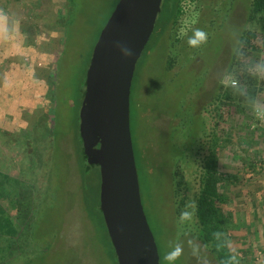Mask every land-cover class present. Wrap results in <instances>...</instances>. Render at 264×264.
<instances>
[{
    "label": "rangeland",
    "instance_id": "374dc122",
    "mask_svg": "<svg viewBox=\"0 0 264 264\" xmlns=\"http://www.w3.org/2000/svg\"><path fill=\"white\" fill-rule=\"evenodd\" d=\"M118 1L73 0L64 29V17L57 15L67 12L66 0H0L7 18L0 22V158L7 165L17 161L18 143L25 144L29 155L20 178L25 186L18 236L0 264H114L97 213L99 169L82 174L86 166L77 152V132L92 50ZM164 3L130 91L141 202L159 263L168 264L164 255L179 244L183 254L174 264H217L196 238L194 207L184 206L176 215L172 189V173L179 166L192 200L215 134L223 149L218 171L226 175L242 174V162L253 161L245 147L262 152L254 162L256 170L244 176L260 188L259 195L253 189L244 198L237 194L227 209L233 219L231 253L264 264V92L252 107L218 99L219 86L234 82L227 68L242 31L250 27L251 0H182L177 22L161 32ZM196 29L207 40L190 47L187 41ZM255 46L258 52L242 61L257 67L264 59L259 37ZM34 148L41 161L33 156ZM237 187L224 184L222 194L232 195ZM258 200H263L262 208L250 209ZM184 211L192 218L182 222Z\"/></svg>",
    "mask_w": 264,
    "mask_h": 264
},
{
    "label": "water",
    "instance_id": "95a60500",
    "mask_svg": "<svg viewBox=\"0 0 264 264\" xmlns=\"http://www.w3.org/2000/svg\"><path fill=\"white\" fill-rule=\"evenodd\" d=\"M162 1L117 2L93 47L79 109L83 154L87 165L99 169V210L117 264H160L141 202L130 132V91Z\"/></svg>",
    "mask_w": 264,
    "mask_h": 264
},
{
    "label": "trees",
    "instance_id": "16d2710c",
    "mask_svg": "<svg viewBox=\"0 0 264 264\" xmlns=\"http://www.w3.org/2000/svg\"><path fill=\"white\" fill-rule=\"evenodd\" d=\"M66 1L67 12L65 13V15L61 13L57 15L61 19L64 17V21H62L64 29L67 25L66 21L68 17V10L71 9L73 0ZM181 1L182 0H165L164 6L162 8L164 19L161 21V32H163L169 25L175 24L177 22V19L181 12ZM6 6H8L7 3ZM0 11L3 12L2 7H0ZM247 17L248 22L250 23V27L242 31L227 68V74L231 77V80L236 83V85L232 86L230 85V83L227 87H223V85H220L218 93V99H222L229 104H237L240 107H247V105L252 107L256 101L257 96L261 92H264V59L260 60L257 67L254 66V64H252L250 61H242L243 59L247 58L248 55H253L258 52V48L255 46V43H257L258 41V37L260 38L261 47L264 50V0H251ZM64 29L62 31L61 39L63 37ZM83 93L84 88L81 92V101L83 98ZM55 98H58L57 92H55ZM53 136L55 138L54 132ZM77 139L80 144V150L77 147V152L80 151L81 161L86 166L82 174H86L91 167L96 166L87 165L86 158L83 154L79 132H77ZM18 145L22 148L18 147L19 153H17V161L13 160L9 163V165H7L3 163V160L0 158V160H2V162L0 161L1 259L3 256H5V254L3 253L6 249L8 251L12 250L13 244L11 239H13L15 236H18L20 228V223L18 224L20 220L17 221V218L20 215L18 210L19 208H22L23 193L21 195V191L23 186H25L23 181H20V178L22 177L21 174L23 162L28 159L29 155L24 152V149H26L24 148L25 144L18 143ZM245 148H247L248 150L244 149V152L246 154L249 152L248 157L251 156L253 158V161H248L250 159H247L245 162H242L243 170L245 169V171H243L244 173H233L231 175L221 173L218 171V161L220 157L219 149H223L221 146H219L216 135L213 134L211 138V147L209 148V152L205 156V159L202 161L203 163L201 165V168L199 169L200 173L197 193L193 195V198L190 201L186 196V192L189 188L187 187V183L183 174L179 170V166H176L172 173V189L175 202V213L176 215H178L180 209L184 206H187V200L189 203L194 202V208L192 209V212L193 218L197 223L195 225L196 238L201 242V244H203L210 250L217 264H254L252 260L248 258H238L237 256L233 255L229 249L232 238L230 237V235H228V231L233 225V219L232 214L227 209L228 204H234V199L239 198L235 197L237 194H240V197L242 196L244 198V196H247L248 190L253 189V191L258 195V190H260V188H257L256 185H251L252 183H248L249 180L245 179L244 176H246V171L250 170L251 172L256 170L254 168V166L256 165L254 162L257 158H260V154H262V152L259 148L256 147H253V150L251 149V151H249L251 147L247 146ZM33 150V156H36V158L41 161V158H43L41 157V154L38 153L37 149L34 148ZM227 183H229L231 187H235L236 185H238L237 189H234L236 192H234L233 190L234 193L232 195L229 194L228 196L222 194V186ZM242 192H244L245 195L242 194ZM260 196L261 198L263 197L261 193ZM263 200L252 202L249 208L252 210L262 208ZM9 208L11 210H8L6 212V209ZM97 213L100 217L104 232L108 238L109 245L112 250L113 262L114 264H117L116 257L107 235L103 218L99 209ZM25 215L27 216L28 214ZM89 216H92V214H89ZM21 217L22 216H20V218ZM22 222H27V219L22 220ZM245 226L249 227L250 229L249 222L246 223ZM31 263L32 261L29 260L25 264Z\"/></svg>",
    "mask_w": 264,
    "mask_h": 264
},
{
    "label": "clouds",
    "instance_id": "9594fccd",
    "mask_svg": "<svg viewBox=\"0 0 264 264\" xmlns=\"http://www.w3.org/2000/svg\"><path fill=\"white\" fill-rule=\"evenodd\" d=\"M6 19L7 18L5 14L2 11H0V22H4ZM206 40H207V34L201 29H196L193 32V35L189 37L187 42L190 47H199L201 44L206 43ZM125 54L127 56L131 55V53L127 49H125ZM186 207H194V202L187 205ZM191 218H192V213L188 211H184L181 213L180 220L182 222L190 220ZM182 254H183V245L177 244L171 249V251L167 252L164 255L163 259L167 261L168 264H174V262L178 260Z\"/></svg>",
    "mask_w": 264,
    "mask_h": 264
},
{
    "label": "crops",
    "instance_id": "0c3cea01",
    "mask_svg": "<svg viewBox=\"0 0 264 264\" xmlns=\"http://www.w3.org/2000/svg\"><path fill=\"white\" fill-rule=\"evenodd\" d=\"M5 21H6V20H5ZM14 39H15V37H14V36H12V37L10 38V40H12V41H13ZM18 221H19V220H18Z\"/></svg>",
    "mask_w": 264,
    "mask_h": 264
},
{
    "label": "built area",
    "instance_id": "2783aa9c",
    "mask_svg": "<svg viewBox=\"0 0 264 264\" xmlns=\"http://www.w3.org/2000/svg\"><path fill=\"white\" fill-rule=\"evenodd\" d=\"M233 86H235L236 85V83L235 82H233V83H231Z\"/></svg>",
    "mask_w": 264,
    "mask_h": 264
},
{
    "label": "flooded vegetation",
    "instance_id": "af4514ba",
    "mask_svg": "<svg viewBox=\"0 0 264 264\" xmlns=\"http://www.w3.org/2000/svg\"><path fill=\"white\" fill-rule=\"evenodd\" d=\"M182 2V1H181Z\"/></svg>",
    "mask_w": 264,
    "mask_h": 264
}]
</instances>
